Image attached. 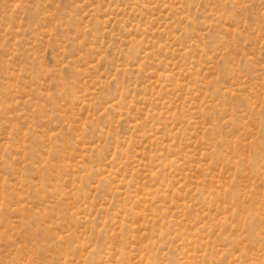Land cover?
Returning <instances> with one entry per match:
<instances>
[{"label": "rangeland", "instance_id": "374dc122", "mask_svg": "<svg viewBox=\"0 0 264 264\" xmlns=\"http://www.w3.org/2000/svg\"><path fill=\"white\" fill-rule=\"evenodd\" d=\"M0 264H264V0H0Z\"/></svg>", "mask_w": 264, "mask_h": 264}]
</instances>
